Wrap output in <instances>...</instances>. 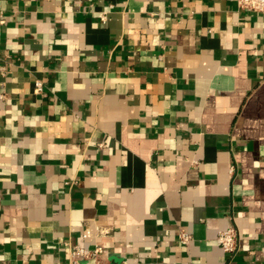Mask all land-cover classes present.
Returning <instances> with one entry per match:
<instances>
[{"label":"crops","instance_id":"0c3cea01","mask_svg":"<svg viewBox=\"0 0 264 264\" xmlns=\"http://www.w3.org/2000/svg\"><path fill=\"white\" fill-rule=\"evenodd\" d=\"M78 245L111 264H264V13L0 0V264H90Z\"/></svg>","mask_w":264,"mask_h":264},{"label":"built area","instance_id":"2783aa9c","mask_svg":"<svg viewBox=\"0 0 264 264\" xmlns=\"http://www.w3.org/2000/svg\"><path fill=\"white\" fill-rule=\"evenodd\" d=\"M236 2L241 8L264 13V0H236ZM103 18L106 19V13L104 14ZM41 86V82L36 83L37 90H41ZM90 235V230L85 231L84 236L88 237ZM239 236V230L234 226L221 230L217 235L218 243L230 258H233L234 254L238 250ZM190 238L191 236L188 233L183 232L179 235L180 241L185 245H188ZM102 252L103 247L101 246L89 249L87 247L78 245L72 251V258L75 261L77 255H79L89 260L90 264H111L101 257Z\"/></svg>","mask_w":264,"mask_h":264}]
</instances>
